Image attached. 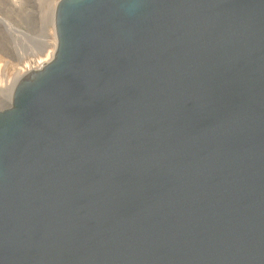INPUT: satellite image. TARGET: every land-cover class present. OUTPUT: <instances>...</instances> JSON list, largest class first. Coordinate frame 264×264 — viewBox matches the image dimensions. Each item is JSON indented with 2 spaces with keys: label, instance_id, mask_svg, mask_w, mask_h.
<instances>
[{
  "label": "water",
  "instance_id": "obj_1",
  "mask_svg": "<svg viewBox=\"0 0 264 264\" xmlns=\"http://www.w3.org/2000/svg\"><path fill=\"white\" fill-rule=\"evenodd\" d=\"M0 110V264H264V0H60Z\"/></svg>",
  "mask_w": 264,
  "mask_h": 264
},
{
  "label": "rangeland",
  "instance_id": "obj_2",
  "mask_svg": "<svg viewBox=\"0 0 264 264\" xmlns=\"http://www.w3.org/2000/svg\"><path fill=\"white\" fill-rule=\"evenodd\" d=\"M58 2L59 0H0V18L8 22L15 30L7 34L0 27V57L2 59L0 62L3 61L1 65L5 62L7 66L0 77L5 76L14 81L22 75L25 78L52 59L48 56L52 49L46 42L49 40L51 30V14ZM19 54L24 57L23 61L20 60ZM29 58L33 61L27 63L31 68L27 71L26 67L24 68V62ZM5 94L0 98V110L9 106L12 89L7 90Z\"/></svg>",
  "mask_w": 264,
  "mask_h": 264
},
{
  "label": "bare ground",
  "instance_id": "obj_3",
  "mask_svg": "<svg viewBox=\"0 0 264 264\" xmlns=\"http://www.w3.org/2000/svg\"><path fill=\"white\" fill-rule=\"evenodd\" d=\"M60 1V0H59ZM57 4H55V10L52 11V14H51V23H50V27H51V30H50V35H49V40H47V45L50 46V48L52 49V52L48 55L49 58H52V54L54 53V51L56 50L57 48V36H56V31H55V11H56V7H57ZM0 27L7 33V34H11L12 32H14L15 30L13 29V27L6 21L2 20L0 18ZM20 55V54H19ZM24 57L22 55H20V60L23 61ZM0 60L1 57H0ZM32 59H27L24 63H25V66L24 68L26 67V70L27 71H30L31 68H30V64L28 65L27 63H32L31 62ZM6 61V60H5ZM33 61V60H32ZM3 62V61H1ZM1 62H0V74L4 71L5 69V62L3 65H1ZM34 64V62H33ZM8 66H10L8 64ZM7 67V66H6ZM13 67V66H12ZM30 68V69H29ZM6 72V71H5ZM4 72V73H5ZM14 72V71H13ZM18 72V71H17ZM27 73V72H26ZM17 74V73H16ZM15 74V75H16ZM3 75V74H2ZM10 75V74H9ZM25 75V74H24ZM14 76V75H13ZM18 76V75H17ZM16 76V77H17ZM15 77V78H16ZM23 75L17 79V80H13V79H8L6 78L5 76L4 77H0V98H2V96H4L5 92L8 90H11L14 91L15 89V86L18 84V82L23 79ZM9 93V92H8ZM6 95V94H5ZM10 96V94H8ZM3 100V99H2Z\"/></svg>",
  "mask_w": 264,
  "mask_h": 264
}]
</instances>
